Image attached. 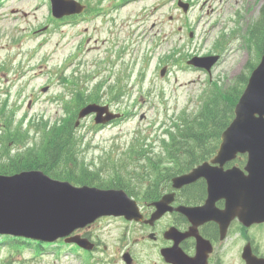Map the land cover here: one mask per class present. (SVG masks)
Masks as SVG:
<instances>
[{
    "label": "rangeland",
    "instance_id": "obj_1",
    "mask_svg": "<svg viewBox=\"0 0 264 264\" xmlns=\"http://www.w3.org/2000/svg\"><path fill=\"white\" fill-rule=\"evenodd\" d=\"M1 1L3 6L0 5V99L7 100L10 108L16 112L14 125L20 124L22 119L26 118L23 119L25 132L29 130L30 120L36 123L43 119L48 123H54L57 116L64 114L62 103L56 100L59 94L66 93L58 77L61 70L70 77L71 74L80 77V73L84 71L86 74H93L96 68H100L97 64L99 63L103 68L102 60L109 57L107 53L108 49L111 50L109 39L115 36L121 43H129L130 48L122 57L123 59H119L116 54L110 57L114 64L121 65L126 60L129 65L124 79L125 83L130 84V95H126L119 106L114 105L112 108L114 111L125 114L126 119L95 130L92 119L88 117L77 129L79 134L85 135L81 149L83 150L82 159H85L92 170H100L105 179H110L114 171L120 175L119 171L124 172L123 167L114 165L115 159L118 158L119 153L129 147L140 127H145L157 118H163L166 109L169 115L183 107L195 110L202 90L210 87L208 76L178 67L170 69L169 77L164 82L159 81L158 77L152 80L154 68L162 51L158 50L157 53L151 51L152 42H155L154 37L137 25L140 22L131 21L129 16L132 10L131 5L126 6L119 17H117L118 14L114 15L118 22L122 23L113 36H109L107 28L93 29L90 27L92 30L90 32L93 34L92 49L83 53L85 56L80 57L81 61L77 60L69 64L70 54L75 51L80 40L76 36L77 29H71L68 25L59 26L53 21L50 7L45 0ZM161 2L162 0H157L151 5L153 11L157 9V14L148 26L155 22L156 17L158 22L166 21L173 25V42L167 44V50L177 44L178 47L183 45L185 51L193 55H205L210 53L218 43L215 40L220 32H224L226 41L223 46L224 55L214 71V79L218 80L221 87L226 88L234 84L237 76L247 72V65L256 62L257 46L254 43L250 45L245 43L243 36L247 34L246 24L253 18L257 19L261 14L260 8L264 7V0H224L219 14V28H224L223 30L210 31L209 29L212 23H209L208 18L216 14L205 16L200 23H194V19L197 18H195L196 13L193 14L191 21L194 23L196 38L192 41H189L187 37L179 40L181 35L177 31L180 26L184 25L187 18L177 13L170 0L165 3L166 5L163 4L164 6L160 4ZM211 3L216 5L215 1ZM104 4H106L105 7L110 5L107 1ZM149 7L150 4L140 5L143 9ZM238 12L241 13L238 23L240 31L231 33L229 28H233L232 19L237 18ZM170 16L173 17V22L168 21ZM166 28L169 33V27ZM30 30H33L31 37H29ZM34 31L37 32L34 33ZM207 31H209L207 35L201 37ZM80 32L81 29L77 34ZM165 47L164 44L162 50ZM147 54L153 56L150 62L151 68H149V63H144ZM141 73L142 75L139 76ZM99 79V76L96 77L90 86ZM113 80V75L108 73L104 82L108 97H111L115 89ZM46 86L49 87L48 92L43 93L42 89ZM139 89L142 95L138 94ZM216 95L220 96V93L217 91ZM140 100L144 101V104H140ZM142 113L147 116L144 120L139 118ZM3 124L7 127L11 126L10 116L5 109L0 112V134L2 130H5ZM35 130L34 127L30 128L29 138L36 134ZM3 137L7 144L0 149V154H3L6 159L11 156L13 158L11 164L19 166L17 152L26 151L33 142L28 138V144L22 148L25 141L20 140V137ZM40 138V134H37L34 143L40 144ZM0 141H2L1 137ZM0 147H2L1 143ZM155 148L156 152L161 151L160 145ZM107 158H110L108 163ZM206 173L209 174L210 180L212 175L215 179L217 177L215 171L208 170ZM209 182L213 188L212 181ZM121 227L122 224L115 221L111 226L99 229L102 231V243L106 244L109 249V254L103 255L108 260L107 262L115 258L117 246L115 239ZM20 243H14L10 238H0V256L2 257L0 264H82L81 260L74 255L75 249L58 245L60 249L53 252L54 256L52 255L54 248L51 247L49 251H45L46 255L39 257L41 248H49L48 245L44 244L40 247L35 242L25 239ZM27 246L31 247L32 252L25 251ZM138 255L148 259L144 253H138ZM23 256H26V259L21 261L20 257ZM145 264L150 263L147 261Z\"/></svg>",
    "mask_w": 264,
    "mask_h": 264
},
{
    "label": "water",
    "instance_id": "obj_2",
    "mask_svg": "<svg viewBox=\"0 0 264 264\" xmlns=\"http://www.w3.org/2000/svg\"><path fill=\"white\" fill-rule=\"evenodd\" d=\"M90 112L91 107L85 111ZM235 114L233 124L222 135L219 162L239 152H249L251 159L264 152V58L254 71ZM258 167L263 170L264 165ZM249 171L257 189L256 173L254 175L252 168ZM196 173L198 176L189 178L200 177L203 169L199 168ZM263 174L260 172L259 176ZM226 179L227 176L221 177V182L225 180L228 186ZM254 182L237 183L238 191L252 189ZM126 203L129 204L119 201L114 209ZM111 207L110 199L97 194L96 190L76 189L68 183L49 179L42 172L0 177V233L51 241L69 236L101 216L116 215Z\"/></svg>",
    "mask_w": 264,
    "mask_h": 264
},
{
    "label": "flooded vegetation",
    "instance_id": "obj_3",
    "mask_svg": "<svg viewBox=\"0 0 264 264\" xmlns=\"http://www.w3.org/2000/svg\"><path fill=\"white\" fill-rule=\"evenodd\" d=\"M144 194L145 189H141L138 196L131 195L141 204L142 221H130L125 217L99 220L108 225L118 220L123 224L115 263L126 264L124 257L130 256L131 264H141L138 253H148L154 258L153 264H264V218L250 223L229 214L224 235L225 218L221 214L207 222L197 218L193 208L204 206L208 198L205 179L199 178L179 188L169 183L148 192L145 197ZM164 197L169 198V212L151 222L156 211L153 204ZM216 202L218 211L223 210L226 199L219 198ZM179 207L187 209L180 212ZM92 228L86 236L91 237ZM92 238L95 252L107 249L97 238ZM163 249H166V256L160 254Z\"/></svg>",
    "mask_w": 264,
    "mask_h": 264
},
{
    "label": "trees",
    "instance_id": "obj_4",
    "mask_svg": "<svg viewBox=\"0 0 264 264\" xmlns=\"http://www.w3.org/2000/svg\"><path fill=\"white\" fill-rule=\"evenodd\" d=\"M250 30L252 31L251 35L253 39L261 41L264 45V29L261 36L260 34H256L258 29L255 26ZM260 50L263 52L264 47L260 48ZM237 92L238 88L235 87L231 89L230 94L220 95L228 104L215 100L216 97L206 100L197 116H192L193 112H183L181 115L182 120L176 123L175 129L171 132L172 138L177 136L173 145L179 151H214L217 148L221 132L229 124L231 114L233 113L232 108H234L238 100ZM223 105H226L228 109L222 111L219 116L213 106L221 108ZM72 125L73 123L70 121L67 125L64 124L63 128L70 129ZM64 129L61 134L57 133L59 129H53L50 132L47 143L42 148L43 152L34 156L33 159H31L32 154L30 153L28 156L23 155L20 160H17L19 166L12 165L11 162L13 160H5L3 159V154H0V174L12 175L22 170L37 168L54 178L68 180L75 184L99 185L94 184V177L89 179L85 171L76 172L75 150L71 142L73 138L71 133H65ZM51 134H53L52 137ZM201 157L199 155H191L174 158L177 160L184 158L186 161H190V166H193L200 161ZM60 166L63 168L61 171L58 169ZM10 239L18 241L13 238Z\"/></svg>",
    "mask_w": 264,
    "mask_h": 264
},
{
    "label": "bare ground",
    "instance_id": "obj_5",
    "mask_svg": "<svg viewBox=\"0 0 264 264\" xmlns=\"http://www.w3.org/2000/svg\"><path fill=\"white\" fill-rule=\"evenodd\" d=\"M111 121L116 123V122H119L121 121V118L119 115H114L111 117ZM0 143L2 144V146L5 145V140L3 139L2 141H0ZM151 151H143V150H137V151H134L132 153V157L135 159H139V160H142L145 158V156L150 153ZM141 182L145 185V186H148L149 188V192L153 191L154 189H156L155 187V182L151 176V174L149 172H145L141 178Z\"/></svg>",
    "mask_w": 264,
    "mask_h": 264
}]
</instances>
